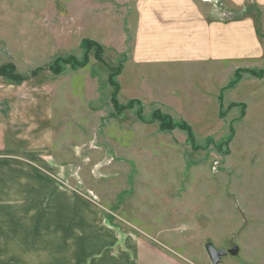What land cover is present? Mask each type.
<instances>
[{"label":"rangeland","instance_id":"obj_1","mask_svg":"<svg viewBox=\"0 0 264 264\" xmlns=\"http://www.w3.org/2000/svg\"><path fill=\"white\" fill-rule=\"evenodd\" d=\"M136 3L0 0V66L25 78L0 75V95L30 119L1 145L0 205L17 206L26 232L52 225L46 238L66 247L56 264H93L99 249L132 264L136 248L149 264H264V61L134 66ZM249 11L263 33L264 12ZM86 51V65L50 69ZM112 80L119 104L139 101L118 111ZM156 109L195 141L163 130ZM211 247L228 253L214 262Z\"/></svg>","mask_w":264,"mask_h":264},{"label":"crops","instance_id":"obj_2","mask_svg":"<svg viewBox=\"0 0 264 264\" xmlns=\"http://www.w3.org/2000/svg\"><path fill=\"white\" fill-rule=\"evenodd\" d=\"M136 6L135 47L130 59L134 66L158 70L176 64L196 63L209 64L215 70L216 67H227L243 60L250 63L264 61V32L249 11L255 8L264 12V0H137ZM15 99L14 96L0 95V148L6 141L7 133H15L18 125L30 123L26 107L18 104L19 107L13 108L11 105ZM28 138V135L23 138L20 134L16 136V140L26 142ZM22 154L28 155V151ZM10 195L6 192L0 197ZM17 209L10 204L0 205V264H28L27 260L36 263L40 259L43 260L40 263L44 264L63 261L59 258L66 257L63 252L66 247L53 245L52 242L56 241L46 238L52 225L43 230L45 233H37L28 224L32 232H26L23 228L26 226H20ZM40 234H44V239ZM37 242H44V245L51 243L37 251ZM102 251L95 252L99 256L94 258L93 264H107L102 259ZM141 254L136 248V256L130 251L126 253V258H131L132 264H149ZM110 255L112 257V253ZM113 260L118 264L116 257ZM122 264L131 262L123 261ZM157 264L160 262L157 261Z\"/></svg>","mask_w":264,"mask_h":264},{"label":"trees","instance_id":"obj_3","mask_svg":"<svg viewBox=\"0 0 264 264\" xmlns=\"http://www.w3.org/2000/svg\"><path fill=\"white\" fill-rule=\"evenodd\" d=\"M83 44H84V46H86L88 48V50H89V48L91 49V46H96V48L98 49L97 53H96V57L98 58L99 61H101L100 55H102V53L104 51L103 47H101L99 44H96L95 42L94 43L91 42L90 40L84 41ZM87 61H88V56H87V51H86V53H85L83 59H81V61L77 60L74 56H71V55L67 56L66 58L59 57L54 61V64L51 66L50 69H52L54 72L60 73L63 70L64 65L70 64L71 66L81 67V66L86 65L88 63ZM119 67H121V66H119ZM117 69H118L117 73H120L122 70V68H117ZM38 70L39 69L34 70L33 75L36 74V72ZM242 71H244V70H238L237 73H240ZM250 71L255 72L257 70L254 69V70H250ZM14 72H15V65L5 64L4 66H0V75L3 74L4 76H7V77L12 78V79L18 78L19 80H17V81H19V82L25 80V78L23 76H19L18 74L14 75ZM261 72H263V71H261ZM114 76H115V74L112 75L110 78H112ZM239 78L240 77L236 78L235 82L237 80H239ZM111 82H112V86L115 87V90L112 94V101H113L114 106L118 109V111H120V110L124 111V109L131 108L134 104H136L139 101V100L132 99L127 104H124V105L119 104V101L117 100V95H118L121 87L117 82H115L113 80ZM140 109L141 108H139V111L137 112V114H139V117H143V115L141 113L142 111ZM154 119L159 121V126H161V128L163 130H165V129L166 130H172V129H176V128H181L182 130H184L188 134V138L190 139V141L192 143L195 141L194 132L192 130L191 125L185 123L184 121H179L178 123H174L169 114H167V113L163 114L158 109H156L154 111V115H153V118L151 120H154Z\"/></svg>","mask_w":264,"mask_h":264},{"label":"water","instance_id":"obj_4","mask_svg":"<svg viewBox=\"0 0 264 264\" xmlns=\"http://www.w3.org/2000/svg\"><path fill=\"white\" fill-rule=\"evenodd\" d=\"M239 252V246H235L232 248L229 253L232 255H236ZM227 250L224 248L223 250H217L214 247L210 248V254L212 256V259H214V262H218L221 257L225 256L227 254Z\"/></svg>","mask_w":264,"mask_h":264}]
</instances>
